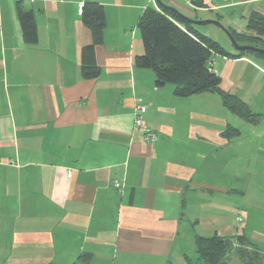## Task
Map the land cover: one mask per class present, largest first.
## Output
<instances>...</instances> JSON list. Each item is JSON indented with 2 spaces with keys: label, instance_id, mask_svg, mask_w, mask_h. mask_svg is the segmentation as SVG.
<instances>
[{
  "label": "crops",
  "instance_id": "crops-1",
  "mask_svg": "<svg viewBox=\"0 0 264 264\" xmlns=\"http://www.w3.org/2000/svg\"><path fill=\"white\" fill-rule=\"evenodd\" d=\"M85 1L104 10L94 78L81 73L93 40L76 0H0V264H71L82 253L85 264H169L174 252L185 264L194 234H244L264 254V56L212 58L221 88L258 114L252 122L217 93L179 97L135 66L138 19L158 0ZM160 1L246 36L249 17L264 15V0ZM18 7L32 12L33 44ZM137 101L153 143L134 126Z\"/></svg>",
  "mask_w": 264,
  "mask_h": 264
},
{
  "label": "trees",
  "instance_id": "trees-1",
  "mask_svg": "<svg viewBox=\"0 0 264 264\" xmlns=\"http://www.w3.org/2000/svg\"><path fill=\"white\" fill-rule=\"evenodd\" d=\"M80 16L91 30L93 40L92 44L81 50V73L85 78H94L99 73V67L94 62L93 46L102 41L105 25L103 6L98 2L86 1ZM17 17L24 41L28 44L35 43L37 36L32 12L18 7ZM137 24L143 53L135 57L134 64L138 68L153 70L156 86L171 83L174 95L179 97H189L201 92L217 93L225 107L238 116L252 122L257 118L258 114L252 112L244 101L221 88V78L212 71L210 65L215 54L238 57L250 50H238L234 54L227 51L214 39L195 30L188 20L167 6L160 5L159 9L146 7ZM247 27L254 35L246 36L229 31L237 41L238 38L258 41L260 46H257L264 48V15L253 13L248 19ZM255 53L264 56L263 53ZM233 131L235 129H229L227 134ZM193 242L194 258L185 255V264L229 263V253L237 255L243 261L241 264H264V254L244 234H194ZM246 248L252 250L248 251ZM90 257L88 253H82L71 264H85ZM248 258L251 260L248 261Z\"/></svg>",
  "mask_w": 264,
  "mask_h": 264
},
{
  "label": "rangeland",
  "instance_id": "rangeland-1",
  "mask_svg": "<svg viewBox=\"0 0 264 264\" xmlns=\"http://www.w3.org/2000/svg\"><path fill=\"white\" fill-rule=\"evenodd\" d=\"M207 26H209L208 28L212 29V30H216L217 34H211L212 36H209L207 34V36H209L210 38L214 39L215 41H217L222 47H224L226 50H230V51H236L235 48L233 47L231 41L229 40L227 34L224 32V30L222 28H220L219 26H217L216 24L213 23H207ZM209 29V30H210ZM238 43L240 44H248V45H254L260 46V42L258 41H251L250 39H246V38H238ZM258 46V47H259ZM252 52V51H249ZM264 205L260 204V207L262 208ZM260 210V209H259ZM240 213V212H239ZM238 213V214H239ZM261 212H259V215L255 218L258 219V223L259 220L262 222L263 221V213L260 214ZM236 214V215H238ZM242 219V218H241ZM242 222V221H241ZM241 222H237V224H241ZM256 224V223H255ZM236 225V224H235ZM240 228H238L237 226H234V231L238 230ZM185 246V250H184V255H187L190 258H194V252H193V242H188L186 244H184ZM247 249V248H246ZM248 251L252 250L251 248L247 249ZM175 253L173 254V257L171 258V262L169 264H184V262L181 263V260L179 261V259L175 256ZM229 263L228 264H241L243 263V261L237 256V255H233V253H229ZM251 259L248 258V261H250ZM254 260V259H253ZM252 260V261H253Z\"/></svg>",
  "mask_w": 264,
  "mask_h": 264
},
{
  "label": "built area",
  "instance_id": "built-area-1",
  "mask_svg": "<svg viewBox=\"0 0 264 264\" xmlns=\"http://www.w3.org/2000/svg\"><path fill=\"white\" fill-rule=\"evenodd\" d=\"M203 1L205 2L207 6L213 7L212 0H203ZM85 2H86L85 0H76V7H77L78 15H81L83 13ZM187 2L191 4L192 0H187ZM212 64L213 62H210L211 66ZM145 111H146V106L137 101L135 105V110H134V126L140 132L141 137L144 142L153 143L157 140L158 135L155 131H152L151 129H149L148 126L144 123L143 113ZM70 175L71 173L69 172L67 176H70ZM114 186L117 189H121V185L117 180L114 181Z\"/></svg>",
  "mask_w": 264,
  "mask_h": 264
},
{
  "label": "water",
  "instance_id": "water-1",
  "mask_svg": "<svg viewBox=\"0 0 264 264\" xmlns=\"http://www.w3.org/2000/svg\"><path fill=\"white\" fill-rule=\"evenodd\" d=\"M159 4L162 6H166L164 5L160 0H158ZM169 7V6H167ZM171 8L173 11L177 12L178 14H180L176 9H174L173 7H169ZM180 16L184 17L186 20H188L191 23H213L218 25L220 28H222L224 30V32L227 34L229 40L231 41L233 47L236 50H251L254 52H260L264 54V48L263 47H258V46H254V45H248V44H240L238 43V41L233 37V35L231 34V32L224 27L219 21L217 20H213V19H206V20H193V19H189L187 17H185L184 15L180 14ZM219 264H228L227 261H222Z\"/></svg>",
  "mask_w": 264,
  "mask_h": 264
}]
</instances>
